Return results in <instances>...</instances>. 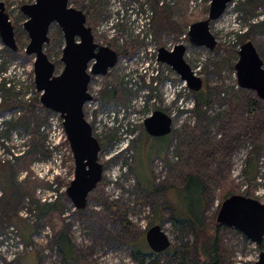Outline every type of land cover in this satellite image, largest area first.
Returning <instances> with one entry per match:
<instances>
[{"label": "rangeland", "instance_id": "1", "mask_svg": "<svg viewBox=\"0 0 264 264\" xmlns=\"http://www.w3.org/2000/svg\"><path fill=\"white\" fill-rule=\"evenodd\" d=\"M0 1L18 43V49L13 50L0 37V106L4 100L12 104L0 113V264H142L133 258L131 243L145 237L154 207L166 203L164 191L150 193L132 171L136 164L139 173L144 171L145 162L138 161L137 156L140 148L143 157V147H163L162 155L155 154L150 163L153 185L181 187L188 173L208 183L212 197L205 210V225L210 231L229 194H242L264 203V107L250 119L237 87L235 68L246 31H250L264 60V0H259L254 9L245 6L247 0H232L220 18L210 22L217 40L213 50L192 44L188 36L194 22L209 17L211 0H199L194 8L191 0L166 6H160L159 0H148L155 9L151 44L169 50L184 44L186 61L208 86L211 103L202 106L201 112L196 111L191 90L184 88L173 99L174 92L166 88V83L173 81L172 85L177 86L182 79L171 66L161 63L155 78L154 61L138 54L147 43L132 35L127 22L130 11H137L144 0H70V5L85 12L96 43L128 52L107 75H93L90 81L92 99L86 103L85 113L101 142L99 160L104 172L84 209L75 208L67 195L74 178V157L60 130L56 135L59 144L51 147L53 119L58 113L42 108L34 83V56L25 52L29 36L24 22L28 17L21 6L35 0ZM111 18L118 19L119 25L113 36L106 26ZM49 36L45 52L59 74L64 66L61 56L65 39L56 22ZM104 91L116 96L109 99ZM32 102L38 103L35 113L42 119L39 127L26 106ZM156 109L173 118L172 133L162 137V143L145 128V120ZM34 136L35 142L41 141L44 147L34 145ZM251 152L258 159V174L253 181L240 171L245 156ZM54 183L58 198L50 203L52 206L42 204L39 191L52 188ZM112 200L124 207L119 220L106 208V202ZM164 215L169 216L168 209H164ZM128 224L133 227L128 228ZM221 226L218 245L225 264H256L264 251V240L259 245L240 230ZM162 227L172 245L193 240L189 229L172 227L169 222ZM63 228L76 246L74 263L63 260L55 243ZM24 231L32 234L31 238H26ZM168 261L163 256L158 264Z\"/></svg>", "mask_w": 264, "mask_h": 264}, {"label": "water", "instance_id": "2", "mask_svg": "<svg viewBox=\"0 0 264 264\" xmlns=\"http://www.w3.org/2000/svg\"><path fill=\"white\" fill-rule=\"evenodd\" d=\"M231 1H210L209 17L190 26L188 36L192 44L215 49L217 40L211 32L210 22L220 18ZM21 10L28 17L24 22L29 36L25 52L34 56V80L40 102L63 118L74 157V178L67 188V195L75 208L84 209L89 194L98 186L104 172L99 160L101 142L94 135L85 113V104L92 99L89 85L93 75H107L116 66L119 54L112 47L95 42L85 12L70 5V0H35L23 4ZM55 22L65 39L61 56L64 66L59 74L55 73L56 64L45 52V45L50 41V28ZM0 37L8 47L18 49L14 26L1 1ZM185 53L184 44H177L172 50L160 47L158 59L171 66L192 91H199L203 79L186 61ZM235 68L240 87L255 91L264 100V62L252 40L241 45ZM145 128L152 137L167 136L172 133L173 118L156 109L145 120ZM216 222L240 230L260 245L264 240V203L242 194H232L222 201ZM145 238L155 253H162L172 245L170 236L160 224L152 225ZM256 264H264V251Z\"/></svg>", "mask_w": 264, "mask_h": 264}, {"label": "trees", "instance_id": "3", "mask_svg": "<svg viewBox=\"0 0 264 264\" xmlns=\"http://www.w3.org/2000/svg\"><path fill=\"white\" fill-rule=\"evenodd\" d=\"M76 3L78 4L77 1ZM258 3L259 0H247L245 6L249 9H254V7H256ZM82 8H85V6L82 5ZM86 11L88 15L90 13V9L87 7ZM244 36V42L247 40H251L250 31H246V33H244ZM118 54L119 57H121L122 55H127L128 52L127 50H123L121 52H118ZM260 56L262 57L261 54ZM104 92L109 99H111L112 96H116L112 91ZM240 92L242 93L241 95H243L245 110L248 112L250 119H252L254 115H256L263 109L264 100L260 99L253 90L240 88ZM209 93L210 92L208 90V86L204 83L203 87L199 91H192L197 112L202 111V106L211 103ZM105 95L104 99L106 98ZM36 104L38 103L32 102L26 106L30 108L33 116L36 117L38 123L37 127H39L42 119H39L38 115H36L35 113V108L37 107ZM11 106V103H8L6 100H4L0 106V113L5 111V108ZM42 108H44L45 111H48V109H46L45 107L42 106ZM35 134L37 135V132H35ZM156 138H158L157 140L160 139V142L162 143V137ZM34 145L36 147H44L41 141L37 140V142H35V136ZM162 148L163 147H160L158 149L154 148L152 150L149 148L144 149L143 147V153L141 154L143 157L140 156V148L137 149V156L139 158L138 161L145 162V166L143 165L144 171L139 173L136 169L137 164L132 167V171H134V173L138 177L139 184L144 189L148 190L150 193L162 190L166 195V203L164 205L157 204L154 207L153 216L151 218V223L149 226L151 227L154 224H160L163 226L166 222H169L172 227H176L181 230L189 229V231H191V235H193V240L184 241L178 246L171 245V247L166 251L162 253H155L150 249L145 237H141L131 243L134 247L132 252L133 258L136 260H140L142 264H158L161 257L163 256H166L169 261L171 260V263L168 261L164 264H225L226 259L221 256L220 248L218 245V234L222 226L220 224H217L216 222L213 225V229L210 231L206 228L205 225V210L212 197L208 183L204 181L201 176L194 173H188L187 175H185L184 184L181 187L171 185L168 188H164L161 186L153 185L154 179L152 176L150 163L155 154L162 155ZM44 156L46 157L48 155ZM240 171L242 176H244V178L248 179L249 181H253L256 179L258 174V159L256 153L251 152L245 156L244 164L241 167ZM247 192L249 194L250 189L247 190ZM118 203V200L106 202V208L109 212L110 210L113 212L111 216H116L119 220L121 211L124 209V207L123 205H119ZM52 205L53 204H49V206ZM164 209L169 210V216L166 217L164 215ZM124 223L126 224L127 221L124 220ZM129 226L128 228L133 227ZM25 233L26 238H31L32 234L27 233V231H24V234ZM55 243L58 251L62 255L63 260L66 263H74L77 257L76 246L69 236L67 229L63 228L57 234Z\"/></svg>", "mask_w": 264, "mask_h": 264}, {"label": "built area", "instance_id": "4", "mask_svg": "<svg viewBox=\"0 0 264 264\" xmlns=\"http://www.w3.org/2000/svg\"><path fill=\"white\" fill-rule=\"evenodd\" d=\"M177 1L178 0H159V4H160V6H166V5H172ZM198 2H199V0H191L190 1L191 7L192 8L196 7ZM138 8L139 9L137 11H133V12H132V10L130 11L131 12L130 20L127 23H129V25L132 27V30H133L132 35L133 36H140L141 38H139V39L141 41L143 39L147 43V45H144L140 49L138 54L145 57V58H149L150 60L154 61L155 69L153 70V76L155 78H158V75L160 72L159 66H160L161 62L158 59V49L154 46V44L153 45L151 44V42L153 40L151 27H152V20H153V17L155 15V9H154V7H152L149 4L148 0H144V3L141 5V7H138ZM117 21H118V19L111 18L110 21L108 22V24L106 25L107 28L111 29L112 36L114 35L117 28L119 27V25L117 24ZM103 26H105V25H103ZM147 65H149V63ZM172 82L173 81H167L166 88L173 90V92H174L173 93V99L176 98L177 94L179 92H181L182 89L186 88V89L190 90L189 87L187 86L186 82L183 80L180 81L182 84H179L177 86L172 85ZM237 87H239V84L237 85ZM183 98L184 97H181L180 103L183 102ZM190 105H191V107H193L194 100L190 101ZM53 124L54 125H53L52 135L54 136V140H53L52 145H51L52 148L54 145L59 144V139L56 137V135L58 133H60V131L65 134L63 121L59 115H56V117L53 119ZM125 135H128V134L125 133ZM60 168H61V165H60ZM54 180L55 179L53 177L51 182L53 183ZM55 186H56V184L54 183L52 188L47 189L46 191H43V190L39 191V193H40L39 197H40V200L42 201V204L53 203L58 198V194H57V191L55 190ZM21 246H22V244H21Z\"/></svg>", "mask_w": 264, "mask_h": 264}]
</instances>
